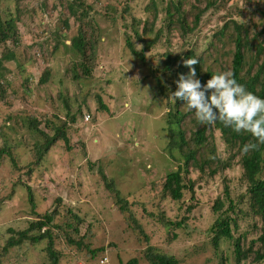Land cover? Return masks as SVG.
I'll use <instances>...</instances> for the list:
<instances>
[{
    "label": "rangeland",
    "instance_id": "obj_1",
    "mask_svg": "<svg viewBox=\"0 0 264 264\" xmlns=\"http://www.w3.org/2000/svg\"><path fill=\"white\" fill-rule=\"evenodd\" d=\"M20 1L22 5L28 4L30 9L36 6L39 13H32L31 16L24 8L20 20L15 21L18 27L16 39L3 40L4 29L0 27V148L7 145L12 152V155L4 156V160L0 161V226H4L1 227L0 252L10 236L9 227L25 228L27 219L34 218L30 214L32 206L28 190L22 186L27 183L34 190L35 203L41 212L56 209L64 211L66 206L57 201L58 197H62L65 204L77 205L80 202L83 211L91 213H87L90 221L94 220L95 215L100 217L101 221L97 220L94 229L97 238L93 245L101 246L108 242L116 245L108 247L107 244V250L100 252L88 264H100V259L105 256L109 258L108 264H127L130 258L140 257L137 252L132 253L131 249H142L144 246L136 242L134 233L122 231L121 220L116 222L110 216L113 213L117 218V211L102 175L113 179L123 196H129L143 185L161 179L178 168L175 162H181L172 157L167 149L170 137L166 128L171 93L161 94V89L162 85L171 89L176 87L180 64L174 59L172 69L165 70L167 55L170 53L176 58L193 49L197 58L209 64L214 62L216 54H212L213 49H210L214 33L229 19L243 21L252 1H260L262 5L264 1L223 0L220 9L205 14L201 30L189 40L181 37L175 24L169 26L170 20L166 15H161L148 28L152 33L145 35L144 42L132 33L136 25L134 16L123 14L121 10L124 4H128L136 15L145 19V0H85L80 10H87L93 4L90 14L95 18L93 23L99 31L94 36H90L89 32L86 35L89 44L84 55H78L71 49L68 53L63 49L58 52L55 50L57 43L65 38L61 32L66 28L62 30L58 16L61 10L65 13L63 19L70 15L67 2L61 4L55 0H44L47 5L42 14L41 7L39 9L42 0ZM110 2L118 7L116 22L113 20L114 15L106 10ZM255 6L253 4L251 8ZM70 23L74 28L66 32L68 40L65 38L69 45L72 36L79 31L77 20L72 18ZM126 32L132 36L131 41L137 50L147 47L148 41L155 40L150 49L146 48L144 61L131 53ZM57 35H60V39ZM158 35L159 41L156 38ZM94 37L97 38L96 42L101 41L95 51L90 50V39ZM217 47H220L219 43ZM10 54L14 56L13 61L3 60L4 56ZM74 63H78L81 77L78 80L73 77ZM83 63L90 67V76L82 71L80 64ZM45 78L44 84L41 80ZM97 93L110 107L107 112L101 109ZM78 109L83 114L80 113L79 121L72 124L68 112L74 113ZM87 114L91 115L90 120L82 119ZM35 120L41 129L50 134H54L55 125L64 128L73 148L68 149L66 142L60 138L51 146L47 154L48 161L36 164V146L43 137L33 131L32 122ZM217 140L221 153H225L223 142L219 137ZM85 150L87 155H84ZM239 176L238 168L226 174V177H231L232 188L240 184ZM198 190L197 209L185 223L188 230L183 227L179 232L182 237L189 232L186 236L191 241L200 236L201 242L208 237L207 230L217 218L212 206L222 193V184L216 178L202 183ZM237 194L233 195L237 204L239 200L242 201L233 214L240 223V229H235L247 231L250 239L257 238L262 234V229L255 232L251 226L247 227L251 199L246 197L243 200ZM163 207L168 208L166 205ZM172 210L170 215L179 211L175 206ZM207 239L205 242L209 241ZM46 243L47 240H44L38 245H24L20 252L13 251L2 264H47ZM259 246L257 244L255 248ZM232 249L228 245L227 261L236 264L230 257L234 256ZM65 250L66 254L70 252L67 246ZM172 252L180 257L183 255V251L178 248L172 249ZM83 258L79 260L73 256L70 262L84 264L86 261ZM214 258L219 261L220 257Z\"/></svg>",
    "mask_w": 264,
    "mask_h": 264
},
{
    "label": "trees",
    "instance_id": "obj_2",
    "mask_svg": "<svg viewBox=\"0 0 264 264\" xmlns=\"http://www.w3.org/2000/svg\"><path fill=\"white\" fill-rule=\"evenodd\" d=\"M55 1H59L61 4L67 2L68 14L70 15L63 19L65 13L63 14L64 11L60 9L58 16L62 22V30L64 27L66 28L61 33L67 40L66 32L74 28L70 23L71 19L74 18L79 24V31L70 39V45L63 38L57 43L55 50L58 52L63 49L68 53L71 49L78 55H84L87 51L86 46L89 44L86 42V35L89 32L90 36H94L95 32L99 31L98 26L93 23L95 18L90 14L93 4L89 5L87 10L81 11L80 8L84 6L85 0ZM145 1L143 6L147 15L145 19L136 15L132 6L128 4H124L121 10L123 14L134 16L133 20H136V25L132 33L144 42L146 36L152 33L148 28L152 27L161 15H166L170 20L169 26L175 24L181 37L189 40L195 32L201 30L205 14L216 11L223 5V0ZM22 4L20 0H0V27L4 29L2 30V39L5 41L10 38L16 39L18 27L15 21L20 20L24 8L31 16L32 13H39L38 8H35L36 6L30 9L28 4ZM41 4L39 9L41 7L42 14H44L46 1L42 0ZM253 4L256 6L252 9ZM252 6L248 9L247 16L244 17L243 21L229 19L214 33L213 39L210 41V49H213L212 54H216L214 62L209 64L206 60L197 58L195 50L191 49L183 56L176 58L169 53L164 62V69L171 70V64L175 59L180 64L179 75H187L189 69L184 66L183 61L194 58L199 61L195 68L201 84H205L213 74L230 70L239 84L244 85L248 91L260 98H264V5L260 1H252ZM56 9L58 10L57 7ZM106 10L107 13L114 15L113 20L116 22L118 7L110 2L106 5ZM133 12L134 14H132ZM140 25L141 27H139ZM22 32H26V30H22ZM126 34L128 35L131 53L144 61L146 48L147 50L150 49L155 40L148 41L147 47L137 50L131 41L130 33L126 32ZM57 37L60 39V35ZM156 38L159 41L160 35ZM96 40L95 37L90 39L92 42L90 43V50L94 49L95 51L96 45L101 42L100 40L96 42ZM217 43L220 44V47H217ZM3 60L13 61L14 56L12 54L6 55ZM77 65L78 63H74L73 77L78 80L81 77ZM80 66L82 71L90 76L91 71L87 63L80 64ZM46 80V78L42 79L41 82L45 84ZM176 90L177 85L173 89L167 85H162L161 94L166 95L167 92L172 94ZM97 97L101 109L107 112L110 107L104 103L100 93H97ZM184 103L180 100L176 102H173L172 99L168 100L170 111L166 130L170 141L167 149L172 157L181 162H175L178 168L171 170L161 179L143 185L139 189L140 191H137L139 193L135 192L129 196H123L115 181L102 175L105 180V188L109 192L111 191L115 203L114 207L117 211V218L113 216V213L110 216L112 215V219L116 222L121 220L124 229L122 231L134 233L136 242L144 246L142 249L135 247L131 249L132 253L137 252L140 257L130 258L127 264H141L142 262V264H223L225 261L226 264H229L227 261L229 255L226 252L228 245L233 248L234 256L230 255V257L236 264H264V144L245 154L242 151L244 145L257 143L250 133H237L231 127H225L219 120L210 125L200 124L194 111L187 110ZM80 113L83 114L81 109L74 113L69 110V122L76 123ZM47 124L49 125V123ZM32 126L34 127L33 131L43 137V140H38L40 142L36 146V155L34 156L36 164L42 163L44 160L48 161L47 154L51 150V146L60 138L66 142L68 149L73 148L64 128L55 125L54 134H50L41 129L36 120L32 122ZM217 137L223 142L225 153H221ZM4 140L6 142V139ZM9 149L11 148L7 145L0 148V161L4 160V156L12 155ZM84 155H87L86 150ZM234 168L240 170V184L233 185L232 188L230 185L231 177H226V174ZM30 171L32 172V169ZM216 178H219L222 184V193L218 195L212 206L217 218L207 230L208 237L204 238L205 240L209 238V241L201 240L200 242V236L192 238L191 241L187 237L189 232L184 233L182 237L179 229L187 227L186 221L189 220L191 213L197 209L199 186L204 182L216 180ZM22 186L28 190L29 201L32 206L30 214L34 218L27 219V227L25 228L9 227L10 236L2 246L0 264L3 263L4 259L9 258L13 251L18 253L24 245L34 246L44 240H47L45 248L47 264H74V261L73 263L70 262L73 256L79 260L84 257L83 260L86 261L84 264H88L100 252H105L109 246L116 245L112 242L107 243L108 247L107 244L93 245L97 238L94 229L97 220L98 222L101 220L95 215L94 220L90 221L87 213H91L83 211L84 207L82 204L80 205V202L77 205L65 204L62 197H58L57 201L66 206L64 211L60 212L56 209L57 211L41 212L35 203V193L32 186L27 183ZM236 191L238 194L234 193ZM234 194L243 200L246 197L251 199L252 207L251 213L248 215L247 227L251 226L255 232L262 229V234L257 238H248L247 231H236L240 229V223L233 214L237 212L242 200H239V204H237ZM164 205L168 208L163 207ZM173 206L179 211L170 215ZM1 227L4 226H0V234L3 232ZM104 230L107 233L106 225ZM186 230L188 229L186 228ZM257 244L260 246L255 248ZM66 246L70 248V252L67 254ZM174 248L183 251L182 257L172 252ZM210 254H215V256ZM216 256L220 257L219 261L214 258ZM140 258L141 260H139Z\"/></svg>",
    "mask_w": 264,
    "mask_h": 264
},
{
    "label": "clouds",
    "instance_id": "obj_3",
    "mask_svg": "<svg viewBox=\"0 0 264 264\" xmlns=\"http://www.w3.org/2000/svg\"><path fill=\"white\" fill-rule=\"evenodd\" d=\"M198 63L194 58L183 61L189 72L179 75L177 90L171 94V99L173 102L184 101L187 110L194 111L200 124L210 125L219 120L237 133H250L257 143L244 145L242 151L246 154L256 150L264 144V98L239 84L230 70L213 74L205 84H201L196 75L195 66ZM83 117L90 120L91 115ZM108 261L109 258L105 256L100 264H108Z\"/></svg>",
    "mask_w": 264,
    "mask_h": 264
},
{
    "label": "built area",
    "instance_id": "obj_4",
    "mask_svg": "<svg viewBox=\"0 0 264 264\" xmlns=\"http://www.w3.org/2000/svg\"><path fill=\"white\" fill-rule=\"evenodd\" d=\"M104 260H105V259H104ZM104 260H102V262H103Z\"/></svg>",
    "mask_w": 264,
    "mask_h": 264
}]
</instances>
